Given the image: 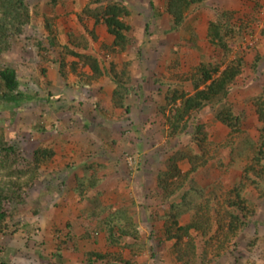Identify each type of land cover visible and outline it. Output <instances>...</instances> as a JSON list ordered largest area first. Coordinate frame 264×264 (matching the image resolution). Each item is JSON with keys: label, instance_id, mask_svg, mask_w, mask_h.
I'll use <instances>...</instances> for the list:
<instances>
[{"label": "rangeland", "instance_id": "rangeland-1", "mask_svg": "<svg viewBox=\"0 0 264 264\" xmlns=\"http://www.w3.org/2000/svg\"><path fill=\"white\" fill-rule=\"evenodd\" d=\"M88 1L28 0L31 22L11 38V47L0 57V67L16 68L23 92L28 96L37 93L35 99L20 105L0 99V125L7 138L26 158L25 166L32 162L39 146L55 150L23 189L24 202L6 201L15 224L11 221L9 231L0 235V256L10 264H88L86 251L92 250L109 254L94 264H182L171 253L173 240L164 237L163 205L142 199L155 184L166 159L191 141V128L180 137L169 135L159 107L165 102L169 85H189L180 77L202 59L222 57V50L208 39L207 24L216 19L219 10H229L231 21L240 30L230 39V55H244L246 60L243 74L232 86L230 100L236 111L246 114L244 129L256 135L258 119L251 97L264 91V0H205L194 7L184 30L172 32L164 0H122L131 10L126 18L131 45L120 53L106 47L113 37L104 24L95 25L94 18L87 15L79 20L78 13ZM45 16L53 18L61 44L69 43V33H84L90 41L87 51L99 56L106 66L115 62L121 68L124 62H130L129 113L112 104L115 82L108 75L91 79L90 68L83 65H79V73L70 66L66 76L60 73L63 49L50 45ZM91 29L97 34L96 40L88 31ZM257 54L262 57L254 65ZM65 59L71 63L77 58L66 54ZM211 110L207 107L199 111V121L206 122L212 139L222 142L227 128L214 119ZM223 151L224 165H217V155L195 175L201 185L210 188L217 182L226 190L241 175L242 164L229 165V147ZM85 161L94 164L100 181L81 194L74 184L84 172ZM180 167L186 171L190 164L184 160ZM8 178L0 169V182ZM99 189L100 202L108 209L123 205L135 215L142 229L137 240L140 247L132 250L109 244L106 231L97 230L98 219L88 214L95 207L92 201ZM247 196L256 221L249 223L235 238L237 244L220 258L211 259L218 252L214 245L208 258L197 264H264V196L255 191ZM88 230L91 235H84ZM193 234L201 255L206 242L200 234ZM58 244L61 259H48ZM119 259L120 263L116 261Z\"/></svg>", "mask_w": 264, "mask_h": 264}, {"label": "trees", "instance_id": "trees-1", "mask_svg": "<svg viewBox=\"0 0 264 264\" xmlns=\"http://www.w3.org/2000/svg\"><path fill=\"white\" fill-rule=\"evenodd\" d=\"M204 1L164 0L165 11L171 21L169 31L184 30L194 7ZM130 14L128 4L122 0H90L78 13V18L82 22L83 15H87L94 18L95 25L104 24L113 37L106 47L112 52L120 53L131 45L128 35L130 24L126 20ZM232 16L229 10H219L216 19L209 20L207 24L208 39L222 50V57L213 60L202 59L186 76L180 77L182 82L187 81L189 85H169L165 102L159 107V112L166 117L169 135L180 137L189 133L191 128V141L185 148L177 149L166 159L165 167L157 173L155 184L142 195V199H152L163 205L164 237L173 240L171 253L182 264H197L200 260L204 262L214 245H217L218 252L213 254L212 261L220 258L231 246H235V238L245 231L250 222L256 221L247 194L249 191H255L259 196H264V91L251 97L258 119L256 135L252 136L243 127L245 112L236 111L230 100L232 86L246 67L244 55H230V39L235 32H240L231 21ZM31 19L32 12L28 0H0V57L11 47V38L20 34ZM44 19L50 45L62 46L63 49L62 59L59 60L60 73L66 76L68 66L72 71L79 73V65H83L90 68L91 74L88 77L91 79L108 75L115 82L110 95L112 104L129 113L130 62H124L121 68H118L115 62L106 66L99 56L87 51L90 41L84 33L80 36L69 33V43L61 44L56 35L53 18L45 16ZM88 31L96 40V32L92 29ZM38 47L42 48L41 41L38 42ZM66 54H71L77 59L68 63ZM261 57L257 54L254 65H257ZM20 87L21 80L16 68L10 65L0 67V99L15 105L35 99L37 93L28 96ZM207 107H211L214 119L227 128V136L222 142L212 139L206 122L199 121V111ZM35 126L42 129L39 124ZM226 147L230 150L229 165L242 164L241 175L230 189L224 190L222 184L217 182L210 188L201 185L195 175L203 172L204 166L217 155V165L223 163L222 153ZM54 154L52 146H39L34 151L32 162L25 166L26 158L10 142L4 126L0 125V169L9 177L0 182V235L9 231L10 222L13 221L11 212L6 209V201L18 204L24 202L23 189L37 175L40 165L50 160ZM184 160L190 164L186 171L180 167ZM83 167V174L77 176L74 184L81 194L87 187L97 186L100 181L92 162H83ZM26 175L27 178L21 180ZM101 192L100 189L97 190V195L92 201L95 207L88 214L89 217L98 219L97 230L106 231L109 244L124 245L132 250L136 246L140 247L137 240L142 229L138 226L135 215L123 205L114 210L108 209L100 202L98 196ZM70 225L68 222L67 227ZM193 232L200 234L206 242L201 255L197 251ZM85 233L86 236L91 235L90 230ZM123 238L135 241L124 243ZM62 243L63 240L61 245ZM60 248L58 244L57 249L47 258L61 259ZM86 256L88 264H94L108 258L109 254L89 250L86 251ZM114 257L117 258L115 255ZM41 258L45 259L46 256ZM116 261L120 263V259ZM0 264L10 263L0 256Z\"/></svg>", "mask_w": 264, "mask_h": 264}, {"label": "crops", "instance_id": "crops-1", "mask_svg": "<svg viewBox=\"0 0 264 264\" xmlns=\"http://www.w3.org/2000/svg\"><path fill=\"white\" fill-rule=\"evenodd\" d=\"M90 70V69H89ZM91 71V70H90Z\"/></svg>", "mask_w": 264, "mask_h": 264}]
</instances>
